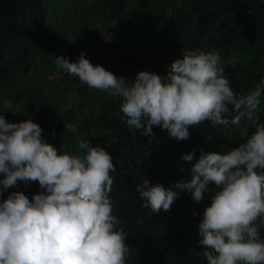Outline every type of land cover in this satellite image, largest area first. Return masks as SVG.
Segmentation results:
<instances>
[{
  "label": "clouds",
  "instance_id": "clouds-1",
  "mask_svg": "<svg viewBox=\"0 0 264 264\" xmlns=\"http://www.w3.org/2000/svg\"><path fill=\"white\" fill-rule=\"evenodd\" d=\"M182 57L165 77L140 71L133 81L94 66L83 52L76 62L55 59L63 73L81 84L121 98L122 122L150 143L153 126L186 141L189 127L205 121L213 128L241 120L253 125L255 132L225 154L201 150L190 180L166 188L143 178L137 192L143 206L159 214L171 210L179 192L202 203L214 185L198 225L207 264H264L259 234L264 224V123L257 115L264 78L241 95L233 90L217 51L183 49ZM42 131L31 119L8 123L0 115V196L18 181L38 182L43 190L31 200L15 191L0 202V264H126L127 235L112 215L113 157L87 139L78 143L81 154L58 152ZM194 155L181 159L191 162Z\"/></svg>",
  "mask_w": 264,
  "mask_h": 264
},
{
  "label": "trees",
  "instance_id": "trees-1",
  "mask_svg": "<svg viewBox=\"0 0 264 264\" xmlns=\"http://www.w3.org/2000/svg\"><path fill=\"white\" fill-rule=\"evenodd\" d=\"M60 1L0 0V96L18 108H1L0 102V115L8 123L31 119L39 124L44 140L58 152L81 154L78 143L87 139L113 157L112 215L121 221L117 227H123L127 235L126 264H207L194 246L215 186L200 204L183 191L169 212L159 214L143 206L137 187L143 178L152 186L175 184L165 178L157 180L153 166L160 151L166 152L162 156L173 164L179 178L182 155L194 152V165L201 150L225 154L245 142L255 127L241 120L239 125L213 128L205 121L189 127L188 140L178 141L153 126L150 143L149 137L122 122L121 98L106 92L91 98L87 85L62 70L60 79L44 76L31 82L33 72L49 64L56 66L54 41L47 35L53 26L47 16ZM88 4L103 21L98 30L105 36L102 41H96L95 34L85 37L80 53L117 77L133 81L140 71L165 77L171 63L183 58V49H199L219 53L233 90L241 95L264 78V0H88ZM231 13L239 31L231 26ZM23 23L33 29L27 42L21 38ZM145 42L148 50L141 53ZM80 53L66 59L76 62ZM260 100L257 115L264 123V94ZM33 186L34 195L43 191L39 184ZM259 234L264 239V224L259 226Z\"/></svg>",
  "mask_w": 264,
  "mask_h": 264
},
{
  "label": "rangeland",
  "instance_id": "rangeland-1",
  "mask_svg": "<svg viewBox=\"0 0 264 264\" xmlns=\"http://www.w3.org/2000/svg\"><path fill=\"white\" fill-rule=\"evenodd\" d=\"M56 9H54V6L49 9L48 12V19L52 21L51 26H53V29L48 32V37L54 41V49L57 52L58 57H67L69 55L72 57H75L80 53V49L84 43L85 37L91 34H95L96 41L97 40H103V37L105 36L104 32L98 30L99 27L103 24V21H101L94 13L91 12L90 6L88 4V0H63L60 1L56 5ZM138 17V16H137ZM136 18V17H134ZM228 19L231 22V26H233L236 30H240L237 22L235 21V15L234 13H231L228 16ZM137 21V20H136ZM153 26L156 27L157 24L153 23ZM158 27L156 28V30ZM33 32L32 28L28 27V24L23 23L21 26V38L22 41L27 42ZM146 50H148V43L145 42L140 50L141 53H146ZM56 57V56H55ZM57 57V58H58ZM55 61V60H54ZM53 61V62H54ZM60 68L57 66H44L43 69L38 70V72H33L30 76L29 80L31 82L38 81L40 78H43L44 76L51 79H60L62 74L60 72ZM88 90L89 95L91 98H98L103 97L104 92L97 91L96 89L86 87ZM0 102H1V108H10L11 110H18V108L11 105V107H8V100H5L3 97L0 96ZM11 104V103H10ZM164 151H160V155L157 153L154 158V166L153 171L155 174L158 175L157 180L165 178L168 180H171L173 183H179L181 181H188L191 179V168L193 166L192 162H185L183 161L181 164V167L178 169L179 178L176 176L175 167L173 164H171L168 161V158H164L162 156ZM210 153L215 152L214 150H209ZM166 154V152H164ZM3 176V174H0ZM39 184L38 182H31L29 184H25L24 182L18 181L16 187H10L7 191L3 192V195L0 196V202L7 199V196L15 191L23 192L30 200L32 198L33 194V185ZM212 185H209V188ZM176 191H179L176 189ZM186 197L191 198V194L186 192ZM182 192H179V198L177 200H180L182 197ZM206 196V193H205ZM195 242V248L199 251V255L203 257L202 255V249L198 245V240Z\"/></svg>",
  "mask_w": 264,
  "mask_h": 264
}]
</instances>
